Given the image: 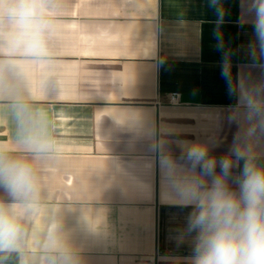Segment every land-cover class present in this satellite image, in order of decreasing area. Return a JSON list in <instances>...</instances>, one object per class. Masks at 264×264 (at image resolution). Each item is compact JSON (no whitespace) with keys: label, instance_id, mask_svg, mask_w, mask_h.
Wrapping results in <instances>:
<instances>
[{"label":"crops","instance_id":"1","mask_svg":"<svg viewBox=\"0 0 264 264\" xmlns=\"http://www.w3.org/2000/svg\"><path fill=\"white\" fill-rule=\"evenodd\" d=\"M249 2L220 0L217 23L209 0H63L59 90L42 99L66 152L47 179L69 198L65 225L83 264H188L192 209L175 202L161 150L182 165L184 144L206 143L218 160L229 152L241 123L223 52L235 79L264 81ZM10 135L0 113V137ZM257 151L264 163V136Z\"/></svg>","mask_w":264,"mask_h":264},{"label":"clouds","instance_id":"2","mask_svg":"<svg viewBox=\"0 0 264 264\" xmlns=\"http://www.w3.org/2000/svg\"><path fill=\"white\" fill-rule=\"evenodd\" d=\"M209 7L222 22L220 0ZM247 12L254 17L250 55L264 59V0H250ZM68 39L63 0H0V113L11 126L10 137H0V264H83L65 225L69 198L47 179L62 165L66 145L42 98L59 90ZM221 76L237 97L241 123L229 152L218 160L206 143L184 144L182 165L162 149L161 169L175 202L192 209L184 229L195 233L188 264H264V163L257 151L264 81L235 79L228 51Z\"/></svg>","mask_w":264,"mask_h":264},{"label":"built area","instance_id":"3","mask_svg":"<svg viewBox=\"0 0 264 264\" xmlns=\"http://www.w3.org/2000/svg\"><path fill=\"white\" fill-rule=\"evenodd\" d=\"M171 101H172V102H177V101H178V96L175 95V94H173V95L171 96Z\"/></svg>","mask_w":264,"mask_h":264}]
</instances>
